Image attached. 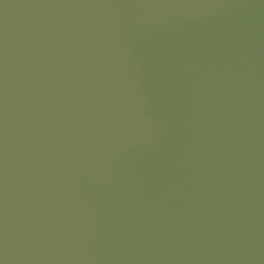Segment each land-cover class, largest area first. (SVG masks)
Instances as JSON below:
<instances>
[{"label":"water","instance_id":"water-1","mask_svg":"<svg viewBox=\"0 0 264 264\" xmlns=\"http://www.w3.org/2000/svg\"><path fill=\"white\" fill-rule=\"evenodd\" d=\"M0 264H264V0H0Z\"/></svg>","mask_w":264,"mask_h":264}]
</instances>
